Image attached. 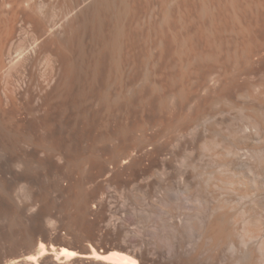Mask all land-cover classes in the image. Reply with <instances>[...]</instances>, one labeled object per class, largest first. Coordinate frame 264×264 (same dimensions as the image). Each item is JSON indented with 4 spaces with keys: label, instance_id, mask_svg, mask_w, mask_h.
<instances>
[{
    "label": "rangeland",
    "instance_id": "374dc122",
    "mask_svg": "<svg viewBox=\"0 0 264 264\" xmlns=\"http://www.w3.org/2000/svg\"><path fill=\"white\" fill-rule=\"evenodd\" d=\"M95 21L64 35L66 63L41 90L39 53L29 97L0 66V264H104L26 262L39 243L140 264H249L257 244L208 239L210 195L196 215L194 91L199 81L203 139L209 120L243 125L231 98L263 113L264 0H112Z\"/></svg>",
    "mask_w": 264,
    "mask_h": 264
},
{
    "label": "bare ground",
    "instance_id": "6f19581e",
    "mask_svg": "<svg viewBox=\"0 0 264 264\" xmlns=\"http://www.w3.org/2000/svg\"><path fill=\"white\" fill-rule=\"evenodd\" d=\"M68 1L57 0L58 8L53 15V13L51 14V0H0V66L6 58L8 64L4 69V74L11 80L10 85H17L19 81L25 85L23 91L18 93L13 87L16 97L30 96L32 86L35 85L34 70L37 66L39 53L48 51V53L45 51L44 58L47 72L41 77L42 83L38 81L37 84V88L41 90V84L49 83L56 64L63 68L66 63V50L70 39L64 38V35L69 29H74V23L80 27V23L84 24L94 20L97 22L101 9L109 8L112 0H70L73 5H69ZM55 18L57 20L54 21ZM16 34L26 36V40L16 44ZM61 34L63 36L59 46L52 50L47 48L51 45L50 37ZM77 36L80 37L79 34ZM262 60L264 64V57ZM249 72L244 75L249 74L247 76H250L252 73ZM254 74V76L261 74L264 79V65L261 66L259 73ZM197 82L199 83V81ZM198 83H196L194 91L196 130L193 131L194 133L192 132L195 152L193 154L195 162H197L196 165L193 164L196 167L193 169L195 168L196 171H192L195 172L192 174L194 188L191 185L195 192L193 197L197 204L195 207L198 208L196 211L201 212L200 206L207 204L211 196V200L214 201H212L214 204H211L213 207L211 209L214 213L211 211L213 219L211 220L210 217L211 222H208L210 225V232H206L208 239L215 242L222 240L224 243L225 241L234 243L240 241L241 244H257L258 248H252L247 251V254L244 253L245 256L243 255L249 264H254L264 258V109H262L263 113L257 108L255 112V106H250V103L239 105L231 98L229 100L231 103L228 102L230 109L240 113L243 125L239 127L228 125L226 131H222L221 128L211 124L212 120H209V123L203 124L206 125V129H204L206 135L203 139L201 137L202 130H200L203 126L200 128V124L205 122L200 121L202 117L199 118L202 107L200 92L203 87ZM206 90L209 91V88ZM208 91L205 92L206 95L209 93ZM237 97L244 100L253 98L247 92L240 93ZM255 97L254 99H256ZM263 98L264 92L262 91L257 99L264 100ZM200 156H203V159ZM200 159H205L206 162L199 161ZM200 162H204L205 165H203L206 167L204 168ZM202 168L205 169L204 172ZM207 195H210L208 199ZM202 217L203 215L201 220ZM204 220L206 222L207 217ZM194 226L196 227L195 224ZM206 227L209 226L206 225ZM205 236L207 238V235ZM38 246L36 254L27 257L26 262L37 263L38 259L51 255L54 261L59 263L85 258L104 264H140L134 256L118 250L99 253L91 248L89 254H80L78 251L64 246L56 248L51 245L50 250L42 243H39Z\"/></svg>",
    "mask_w": 264,
    "mask_h": 264
},
{
    "label": "water",
    "instance_id": "95a60500",
    "mask_svg": "<svg viewBox=\"0 0 264 264\" xmlns=\"http://www.w3.org/2000/svg\"><path fill=\"white\" fill-rule=\"evenodd\" d=\"M80 254H88V253H80Z\"/></svg>",
    "mask_w": 264,
    "mask_h": 264
}]
</instances>
